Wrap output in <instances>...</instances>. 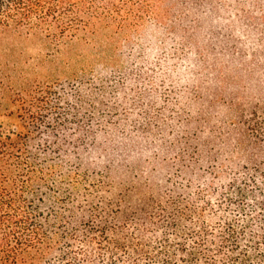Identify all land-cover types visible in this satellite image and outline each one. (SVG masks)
<instances>
[{"label": "rangeland", "instance_id": "obj_1", "mask_svg": "<svg viewBox=\"0 0 264 264\" xmlns=\"http://www.w3.org/2000/svg\"><path fill=\"white\" fill-rule=\"evenodd\" d=\"M154 14L59 46L0 29V119L24 104L20 97L94 90L113 76L121 94L114 123L63 164L75 168L68 175L78 191L109 181L102 195L120 201V219L208 168L264 159V0H159ZM62 194L47 193L42 207H56Z\"/></svg>", "mask_w": 264, "mask_h": 264}, {"label": "trees", "instance_id": "obj_2", "mask_svg": "<svg viewBox=\"0 0 264 264\" xmlns=\"http://www.w3.org/2000/svg\"><path fill=\"white\" fill-rule=\"evenodd\" d=\"M158 2L0 0V29L59 46L153 20ZM112 81L20 97L24 104L0 119V264H264V159L236 171L208 168L122 219L120 201L102 195L106 179L75 189V168L63 161L114 123L121 94ZM58 191L61 203L43 208Z\"/></svg>", "mask_w": 264, "mask_h": 264}]
</instances>
